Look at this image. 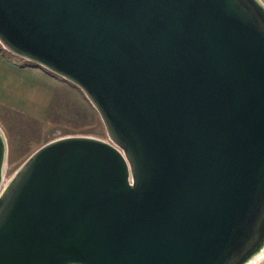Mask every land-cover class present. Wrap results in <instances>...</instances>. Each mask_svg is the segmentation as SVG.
Listing matches in <instances>:
<instances>
[{
	"label": "water",
	"instance_id": "95a60500",
	"mask_svg": "<svg viewBox=\"0 0 264 264\" xmlns=\"http://www.w3.org/2000/svg\"><path fill=\"white\" fill-rule=\"evenodd\" d=\"M0 42L110 137L53 139L4 186L0 124V264L264 256V0H0Z\"/></svg>",
	"mask_w": 264,
	"mask_h": 264
},
{
	"label": "rangeland",
	"instance_id": "374dc122",
	"mask_svg": "<svg viewBox=\"0 0 264 264\" xmlns=\"http://www.w3.org/2000/svg\"><path fill=\"white\" fill-rule=\"evenodd\" d=\"M78 90L84 97L73 89H69L67 94L60 89L53 107L43 120L0 108V124L9 140L4 186L34 151L53 139L72 134L110 139L100 112L84 90L80 87ZM255 264H264V256Z\"/></svg>",
	"mask_w": 264,
	"mask_h": 264
},
{
	"label": "crops",
	"instance_id": "0c3cea01",
	"mask_svg": "<svg viewBox=\"0 0 264 264\" xmlns=\"http://www.w3.org/2000/svg\"><path fill=\"white\" fill-rule=\"evenodd\" d=\"M78 87L46 67L7 51L0 42V108L43 120L60 89L66 94L73 89L83 96Z\"/></svg>",
	"mask_w": 264,
	"mask_h": 264
},
{
	"label": "trees",
	"instance_id": "16d2710c",
	"mask_svg": "<svg viewBox=\"0 0 264 264\" xmlns=\"http://www.w3.org/2000/svg\"><path fill=\"white\" fill-rule=\"evenodd\" d=\"M8 51V50H7ZM33 62V61H32ZM33 63H35V64H38V63H36V62H33ZM40 65V64H39Z\"/></svg>",
	"mask_w": 264,
	"mask_h": 264
}]
</instances>
